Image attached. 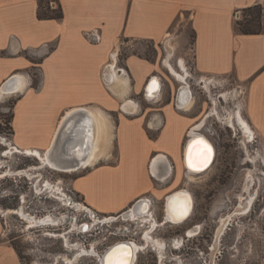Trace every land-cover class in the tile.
Instances as JSON below:
<instances>
[{
  "label": "crops",
  "instance_id": "1",
  "mask_svg": "<svg viewBox=\"0 0 264 264\" xmlns=\"http://www.w3.org/2000/svg\"><path fill=\"white\" fill-rule=\"evenodd\" d=\"M41 1L0 0V87L14 75L27 79L14 103L11 140L21 151L44 153L63 125L61 138L71 115L85 120L92 141L98 116L112 122L109 157L80 169L71 180L92 210L117 215L141 199L165 204L174 191H189L179 171H186L184 148L196 118L177 104L184 80L170 71L175 81L165 88L167 60L175 69L176 60L181 70V60L187 66L192 51L199 75L233 77L246 89L244 117L264 142V34H243L235 19L264 0H58L60 20L40 19ZM184 20L192 29L193 49L186 46L185 34L182 46L172 45L173 31ZM93 32L100 35L99 43L90 41ZM143 43L158 48L156 57L129 52L120 66L121 50ZM118 67L127 72L125 91L115 86L124 77ZM152 77L161 84L154 100L145 98ZM0 264H24L6 239L1 217Z\"/></svg>",
  "mask_w": 264,
  "mask_h": 264
},
{
  "label": "rangeland",
  "instance_id": "2",
  "mask_svg": "<svg viewBox=\"0 0 264 264\" xmlns=\"http://www.w3.org/2000/svg\"><path fill=\"white\" fill-rule=\"evenodd\" d=\"M51 6L57 7V2L52 1ZM240 15L242 19L244 12L240 11ZM173 32V47L182 46L179 40L182 34H185L189 40L186 46L193 49V34L188 22H178ZM157 50L154 45L148 43L135 47L130 44L121 50L120 53L123 54L120 55L119 64L122 66V58L129 52H140L141 55L152 58L156 57ZM163 50L165 52V49ZM173 63L179 71L177 61ZM187 68L190 69L191 75L188 78L189 84L196 97V104L189 112L190 116L196 118L194 125L205 121L211 111L213 98L217 100L220 117L215 115L207 118L202 129L203 135L216 147V160L210 170L198 176L195 182L187 179V171H179L194 198L195 209L192 216L180 225L166 224L154 229L151 226L149 231H153V236L165 243V252L163 251L161 256L158 248L150 246L139 254L137 264H263L264 142L258 135L256 140L249 141L240 126L232 127L225 120L229 111L237 110V105H242L246 117V89L240 87L233 77L214 78L218 82L209 85L210 89H207L205 83H201L204 77L194 69L192 51ZM165 71V88H170L171 79L175 81V78L168 69ZM34 79L39 81L38 77ZM224 93H229L227 100L221 98ZM19 96L17 93L0 102V136L10 143L11 117L14 103ZM145 98L148 99L146 94ZM143 104L147 105V102L143 101ZM8 149L10 148L0 144V217L6 239L19 249L24 264H102L99 256L115 243L134 239L142 243L141 235L148 230L147 223L125 220L121 214H99L101 218L111 217L103 224L89 215L86 207L80 210L76 208L74 203L86 205L71 187V180L76 172L55 171L43 166L36 157L26 152L13 153L10 158H4L3 153ZM183 166L185 168L184 161ZM250 171H253L252 175L256 178H251L250 190L252 193L256 192L257 196L244 211L246 214L236 216L230 222L220 239V245L214 251L218 221L237 209V196L245 191ZM19 172H25L26 175H19ZM48 184L60 185L68 198L62 196L60 191L48 188ZM243 197L245 198V194ZM247 199L249 200V197ZM9 210L22 212L13 214ZM156 213L160 223L165 213L163 202L158 204ZM48 216H51L49 220L38 222L32 229L29 227L28 220L31 218L39 221ZM197 226H201L198 230L200 234L192 239L186 238L185 232ZM136 233L138 234L135 235ZM178 239L185 241L176 249L173 242ZM79 252H82L81 256L77 255Z\"/></svg>",
  "mask_w": 264,
  "mask_h": 264
},
{
  "label": "bare ground",
  "instance_id": "3",
  "mask_svg": "<svg viewBox=\"0 0 264 264\" xmlns=\"http://www.w3.org/2000/svg\"><path fill=\"white\" fill-rule=\"evenodd\" d=\"M171 48L173 47L171 46ZM114 60L117 61V52L114 54ZM180 64H181L182 69L185 70L184 73L183 72L181 73L180 71L175 69L169 60L165 62L166 68L169 71H171L174 74V76L179 78L181 81L184 80V84H182L181 89H180L177 104L179 105L181 110L190 112L196 104V100H195L196 97H194L193 91L189 84L188 78L191 77V75L189 74V71H187L186 63L184 60H181ZM8 80L9 81L7 84H3V86L0 87V102H2V100L7 97L13 96L14 94L16 95L17 93H21L24 90L26 86L25 82L27 81L26 77L22 74L14 75L10 77ZM216 82H218L217 79L204 77V80H202L201 83H205L207 89H210L209 85H214L216 84ZM128 85H129V79L127 76L126 77L124 76L121 79H117L115 83L116 88H122V90L124 89V91L127 89ZM160 90H161L160 81L156 77H153V80L150 83L149 89L147 90V95H149L151 98L156 99L157 98L156 96L159 94ZM228 96H229V93H224L221 95V98L224 97L227 100ZM241 107L242 105L241 106L237 105L236 107L237 110L229 111L228 116L227 118H225V120L226 122L231 124L232 127L240 126L245 137L249 139L250 141L251 139L255 138L256 132L252 128L251 124L244 117L243 109ZM215 115H217V117H220L218 108H217V100L213 98L212 108H211L210 113L206 116V119L211 116H215ZM65 118L66 117H64V119ZM105 119L107 120V122L105 121ZM71 120H72L71 126L69 127V129H67L66 132L64 131V134H62V137L60 138V133L63 127L62 125V127L58 131V134L56 133L57 135H55L56 138L54 137L55 139H54V142H52L53 144L50 146V148L47 151H44V153H41L38 150L28 149L26 153L32 154L34 157H36L43 166H47L55 171L63 172V173H74L77 171L79 165H82V166L94 165L97 161L103 159L104 157L105 158L109 157V155L111 154L110 150L112 148L113 140L115 136L112 133L113 131L112 125H111L112 122L110 123V121H108L107 118H102L101 116H98V123H97L98 131H97V134L94 136L93 141L89 139L88 132H87V137L85 139H82L80 141V144L78 145L76 144L77 141L75 142L76 136H77L75 129H77V127L79 126L82 127V123L84 119L83 118L79 119L78 116L77 117L74 116ZM205 121H201L200 123H197L192 127L188 140L185 144V148H184L183 161H184V165L187 171L186 173L187 179L191 182H195L196 179H198V176L203 175L208 170H210V168L214 165L215 160H216V155H217L216 147L214 146L213 142L209 138L204 136L202 133V129L206 123ZM199 140H203L204 142H206L212 150L211 157L209 158L208 163L206 165L201 164V158L203 155V147L202 145H198L196 143V141H199ZM0 144L5 145L6 147L10 148L8 149V151H5V153H3L4 158H10V156L13 153H20L24 151V150L21 151L17 147H14L12 143L8 142V140L3 138L2 136H0ZM190 153H191L192 164H193L191 168L189 167V154ZM252 172L250 171V174L248 176L249 181L248 183L245 184V187H244L245 191H249L250 183L252 179L256 180L254 175H252ZM19 175L25 176L26 174L25 172H19ZM48 188H51L52 190L54 189V190L60 191L62 196H66V197L68 196L67 194L64 193L60 185L48 184ZM254 199H255V196H252V198L248 200L244 198L243 195H241L239 197L240 205L238 206V208L235 210V213H234L235 217L237 215L246 214L247 212H244V211H246V209L249 208L250 204L253 203ZM74 205L79 210L82 209V207H86L89 215H92L94 219H97L100 222L102 221L107 222L109 219L108 217H103V218L97 217L94 211H92L88 206L84 204L79 205L77 203H74ZM185 207L188 208V211L186 213L184 212ZM194 207H195L194 198L188 190L182 189V190H178L176 192L171 193L170 195L167 196L166 201H165V215H166L165 222L173 223L176 225L184 224V221H186L187 218L190 215H192L195 209ZM9 212L16 214V213L22 212V210H18V211L9 210ZM50 217L51 216L45 217L44 219H40L39 221L33 218H31L30 220H28L27 218L26 219L29 221V227L32 229L35 224H37L38 222H43L45 221V219L49 220ZM123 217L125 220H128V221L140 220L141 223L150 224V229L146 230L144 234V238L142 240L143 244H139L134 241H119L115 243L114 245H112L110 248H108L105 251V253L102 256H99V259L102 264H110V261H117V260H122L125 262V264H137L139 254L142 253L143 250H145L147 247L151 245L155 246V248H158L160 255L161 256L163 255V251L166 248L165 243L157 240L153 236V231L152 232L149 231L151 230V226H153V229H154V227L161 226L162 224H160L156 220V218L153 217V215L151 214L149 205L147 203H139L135 205L133 208L131 207L130 210L127 211V213L125 212ZM233 217L234 215L233 216L231 215L228 218L221 219L220 223L222 227L218 231V234L220 233L223 235L225 227L228 225V222ZM187 234L189 237L193 238V236H196V231L189 230L187 231ZM218 240H219V237L217 239V243L214 245V251L217 250V247L219 244ZM182 241H185V239L175 240L173 242V246L176 249H179ZM81 253L82 252H79L77 255L81 256L80 255ZM65 259L64 261H66Z\"/></svg>",
  "mask_w": 264,
  "mask_h": 264
},
{
  "label": "trees",
  "instance_id": "4",
  "mask_svg": "<svg viewBox=\"0 0 264 264\" xmlns=\"http://www.w3.org/2000/svg\"><path fill=\"white\" fill-rule=\"evenodd\" d=\"M51 1L52 0H43L40 2L38 9V17L40 19L60 20L63 18V10L58 0H54L58 4L55 9L51 7ZM242 11L244 12V17L240 21H237V26L240 32L246 35L262 33L264 34V5L258 4L252 7H248ZM38 84L39 81L34 79V87H37ZM13 245L18 251L20 257L22 258L19 249L16 247L15 244Z\"/></svg>",
  "mask_w": 264,
  "mask_h": 264
},
{
  "label": "built area",
  "instance_id": "5",
  "mask_svg": "<svg viewBox=\"0 0 264 264\" xmlns=\"http://www.w3.org/2000/svg\"><path fill=\"white\" fill-rule=\"evenodd\" d=\"M56 8V7H55ZM235 19H236V21H239V20H241V15H240V12H238V13H236V15H235ZM88 36H89V39H90V41H92V42H95V43H99L100 41H101V37H100V35H98V33L96 32V33H90V34H88ZM113 56V55H112ZM118 58V57H117ZM113 62H115L114 61V59H113V57H112V62H111V64H110V68L112 67V63ZM116 65H117V63H116ZM117 71L118 72H120L121 73V75H124V76H127V72H126V70H125V68H123V67H118L117 68ZM187 71H190V69L189 68H187ZM213 78V77H212ZM153 79V77L150 79V81H149V84H148V86L150 85V82H151V80ZM148 96V99H152V100H154V98H151L149 95H147V91H146V97ZM257 135V134H256ZM255 135V138H254V140H256L257 139V136ZM14 147H16V146H14ZM23 152H26V151H23ZM88 166H82V168H80V169H85V168H87ZM80 169H78V170H80ZM77 170V171H78ZM76 171V172H77ZM145 200L147 201V203H148V205H149V208H150V211H151V214L153 215V217L154 218H156V220L158 221V218H157V213H156V210H157V208H158V202L156 201V199H154V198H151V197H148V198H145ZM91 209V208H90ZM92 210V209H91ZM92 211H94V210H92ZM94 213H95V215L97 216V217H100L99 216V214L100 213H97L96 211H94ZM88 214V213H87ZM124 215V212L123 213H121V216H123ZM90 217V216H89ZM91 219H92V221L93 222H95L94 221V219L92 218V217H90ZM108 218H111V217H109L108 216ZM109 220V219H108ZM135 221H137V220H135ZM139 221V220H138ZM166 221V215H165V213H164V216H163V220L160 222V224H162L161 226H164V225H166V224H169V225H176V224H173V223H168V222H165ZM108 222V221H107ZM107 222H104V221H102V222H99V223H103V224H106ZM147 225V229H150V224H146ZM143 226H145V225H143ZM160 227V226H159ZM159 227H157V228H159ZM194 228H196V227H194ZM146 232V231H145ZM145 232L141 235V244H143V238H144V234H145ZM138 233H136L135 235H137ZM185 234H187L186 232H185ZM182 240V239H181ZM130 241H134V242H137L138 243V240H136V239H134V240H130ZM140 244V243H139ZM151 246H153V245H151ZM150 247V246H149ZM148 248V247H147ZM146 248V249H147ZM144 251V250H143Z\"/></svg>",
  "mask_w": 264,
  "mask_h": 264
},
{
  "label": "flooded vegetation",
  "instance_id": "6",
  "mask_svg": "<svg viewBox=\"0 0 264 264\" xmlns=\"http://www.w3.org/2000/svg\"><path fill=\"white\" fill-rule=\"evenodd\" d=\"M250 189H252V187L249 188V191H243L241 194H239V195L237 196L238 205H237L236 208H238V206L240 205L239 197H240L241 195L245 194V198H246V199H247V197H249V199H250V198H252V196H255V197L257 196V193H256V192L252 193ZM247 192H249V193H247ZM192 196H193V195H192ZM255 202H256V201H255ZM255 202H254V203H255ZM253 205H254V204H253ZM253 205H252V206H253ZM234 213H235V212H234ZM234 213H231V214H228V215L225 216V217H222V218H228L229 216H231V215L233 216V215H234V217H233L232 219H230V221L228 222V225H230V222H231L232 220H234V218H235V214H234ZM190 216H192V215H190ZM190 216H189V217H190ZM237 216H241V215H237ZM189 217L187 218V220L189 219ZM222 218H221V219H222ZM221 219L218 221L219 226H218V230H217V234H216V242H215V244H216V243H217V239H218V237H219V240H218V243H219V244H218V246L220 245V239H221V237H222V234H220V233L218 234V231H219V230L221 229V227H222V225H221V223H220V222H221ZM187 220H186V221H187ZM186 221H184V223H186ZM228 225H227V226H228ZM227 226L225 227V229H227ZM199 229H201V226H199V227L197 226L196 228L189 229V230H195V231H196V236H193V238L197 237V236L200 234L199 231H198ZM189 230H187V231H189ZM187 231H186V233H187ZM224 232H225V230H224ZM224 232H223V234H224ZM185 236H186V238L189 237L188 234H187V235L185 234ZM189 238L192 239L191 237H189ZM215 244H214V245H215ZM217 248H218V247H217Z\"/></svg>",
  "mask_w": 264,
  "mask_h": 264
},
{
  "label": "water",
  "instance_id": "7",
  "mask_svg": "<svg viewBox=\"0 0 264 264\" xmlns=\"http://www.w3.org/2000/svg\"><path fill=\"white\" fill-rule=\"evenodd\" d=\"M153 80V79H152ZM151 80V81H152ZM8 81L9 80H7V81H5V83L4 84H7L8 83ZM3 86V85H2ZM1 86V87H2ZM157 97V96H156ZM73 117H70L69 119H68V121H66V123H65V127H64V131L66 132L67 131V129H69V127L71 126V119H72ZM85 120L83 121V123H82V127L81 126H79V127H77V129H75V132H76V140H75V142H76V144H80V141L82 140V139H85L86 137H87V133H86V127H85ZM88 126V125H87ZM64 131H63V134H64ZM62 137V136H61ZM91 141H92V139L91 138H89ZM212 165V164H211ZM210 165V166H211ZM209 166V167H210ZM80 168H82V165H79L78 166V169H80ZM77 169V170H78ZM139 203H147V201L145 200V199H141L140 201H138V203H136V204H139ZM136 204H134L133 206H132V208L136 205ZM148 204V203H147ZM130 210V208L128 209V210H126L125 212L127 213V211H129ZM125 212H124V214H125Z\"/></svg>",
  "mask_w": 264,
  "mask_h": 264
},
{
  "label": "snow or ice",
  "instance_id": "8",
  "mask_svg": "<svg viewBox=\"0 0 264 264\" xmlns=\"http://www.w3.org/2000/svg\"><path fill=\"white\" fill-rule=\"evenodd\" d=\"M196 143L198 145H202V147H203V155L201 158V164L206 165L208 163L209 158L211 157L212 150H211L210 146L206 142H204L203 140L196 141ZM192 166H193L192 157H191V153H190L189 154V167L191 168ZM197 170H199V169H197ZM187 211H188V208L185 207L184 212L186 213ZM110 264H125V262L122 260H117V261H110Z\"/></svg>",
  "mask_w": 264,
  "mask_h": 264
}]
</instances>
